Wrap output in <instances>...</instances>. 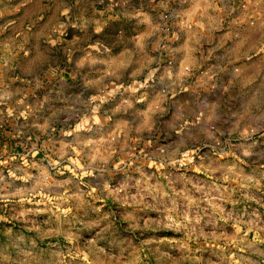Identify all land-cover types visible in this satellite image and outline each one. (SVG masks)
I'll return each instance as SVG.
<instances>
[{
  "label": "rangeland",
  "instance_id": "1",
  "mask_svg": "<svg viewBox=\"0 0 264 264\" xmlns=\"http://www.w3.org/2000/svg\"><path fill=\"white\" fill-rule=\"evenodd\" d=\"M200 1H166L150 29L153 56L143 64L112 53L117 25L108 24L105 7L64 15L60 3L50 8L36 0L31 9L27 0H0V264H163L153 240L163 225L189 243L167 249L177 264L219 257L196 247L187 234L193 225L221 226L228 239L243 240V248L222 249L224 264H264V0H210L206 7ZM17 14L18 40L11 26ZM241 15L244 39L236 41ZM202 17L213 26L206 34ZM188 21L207 39L182 38L179 28ZM226 26L234 33L228 44ZM165 67H189L176 78L178 95L192 79L208 84L186 106L178 102V111L172 104L175 113L168 107L128 124L127 93L162 79ZM126 68L137 71L127 75ZM64 95H82L85 114L116 108L110 122L85 118L72 139L78 154L59 142L71 138L63 133L75 118L48 110L46 120L41 114L32 121L42 125L37 133L27 117L12 114L49 108L44 97L55 107ZM125 129H145L148 139L111 151L110 136ZM170 139L179 145L168 146ZM192 143L196 151L184 149ZM61 146L68 161L50 165L63 161ZM34 159L50 168L30 167Z\"/></svg>",
  "mask_w": 264,
  "mask_h": 264
},
{
  "label": "crops",
  "instance_id": "2",
  "mask_svg": "<svg viewBox=\"0 0 264 264\" xmlns=\"http://www.w3.org/2000/svg\"><path fill=\"white\" fill-rule=\"evenodd\" d=\"M36 0H27L29 2V8L31 9L34 8ZM44 6L49 4V7H53L57 3H60V9H62L61 14L67 15L69 13V9L72 8H77V9H86L90 13H100L101 11L99 10L100 8H107V13H108V24L111 26V22L117 26H115V29L112 33L116 36V41L118 42V47L115 48V52H112L115 55L123 56L130 54L132 58H137V62H141L144 64V62L148 59V56H153L150 52V46L148 45V41L152 38V35L150 34V29L154 25V22L159 19V11L160 9L163 8V6L166 7L167 0H39ZM172 1V0H169ZM62 2V3H61ZM201 3H198L197 6H208L210 3V0H203L200 1ZM20 4L19 2H17ZM19 8V6L17 7ZM196 8V6L194 7ZM122 9H126L123 11ZM129 9V10H127ZM198 9V8H197ZM19 13V10H18ZM102 13H104L102 11ZM111 13V14H110ZM201 19V18H200ZM92 22L97 23L98 17L91 18ZM244 18L239 16L235 20V25H237L239 28H236L235 31V40H243L244 39ZM186 22V21H185ZM128 24L131 27V30L129 31L127 28H124V26L120 25H126ZM204 23L205 28L202 26V30H205V34L210 32L213 29V26L206 25L207 23L204 22V19L202 17L200 24L202 25ZM187 24V23H185ZM183 24L182 28H179V33L182 38H187L190 36L194 37H199L200 39H207L206 35L201 36L202 30L200 28H192L190 27V22L188 21L187 27L186 25ZM144 25L147 28H144ZM11 26L14 28V34L16 35V39L18 40L19 37V30L21 26V17L17 14L16 18L12 20ZM189 26V27H188ZM110 28V27H109ZM226 29L224 30V37L227 39L225 43L228 44L231 38L233 37L234 33L232 32V29L230 26H226ZM91 31L95 32V29L89 28L86 30V32ZM97 31V27H96ZM188 32V34L186 33ZM197 32V35H196ZM200 32V33H198ZM92 48L96 47L93 42H91ZM232 43V42H231ZM226 44V45H227ZM225 45V46H226ZM228 46V45H227ZM229 48L231 46H228ZM114 49V48H111ZM109 50V48H108ZM130 64L133 65V60H131ZM130 66V65H129ZM134 67V66H133ZM7 68H12V67H7ZM189 67H165L163 70H161V73L159 76L162 77L160 78L159 81H156L152 84H149L148 82L142 83V85H139L136 89L133 91L131 90L128 95V106L125 107L123 112L125 113V117H127V122L128 124H132L133 120L137 119V116L142 117V116H147L149 117V114L151 116L155 117L159 113L162 114L165 110L168 109V112H173L170 108H172V104H175V108L178 111L180 108H182L180 104H183V107L186 106L187 103H190L195 100L198 88H202L203 86H206L208 84V81L204 80H195L192 79L191 85L189 86H184L182 90L183 93L181 95H178L176 93V90L178 89V78H183L180 74L185 70H187ZM195 69V67H193ZM136 68L129 69L126 68V74H134L136 73ZM158 77V76H157ZM175 77V78H174ZM168 78H170L168 80ZM185 80V79H184ZM182 83L186 84V81H182ZM176 89V90H175ZM178 92V90H177ZM179 93V92H178ZM43 104H49L51 105L49 108H41L40 110L35 107V106H28L27 111L24 112H14L13 115L15 114V117H18L19 120H23L22 116L27 117L29 120V123H31V127L34 126H42L41 124H37L35 122H32L33 119H35L39 115L44 114L45 120L47 119V111L49 110L51 113L54 110L56 114H63L64 116H70L71 118H75L76 123L75 125L70 126V129L63 134H70L71 138H64L60 139L59 142L62 146L68 147L72 146L73 149H75L76 153L80 152L79 147H76L73 145V138L75 136H79L82 130H84V120L86 119H93L95 118H103L107 119L109 122L110 120L114 119L115 116V109L116 108H109L107 110H100V107H95V109L89 111L87 114L84 113V108H83V102H82V95H79V97H71V95L67 96L64 95L61 97V101L59 102L60 105H56L55 107L53 106L52 100L49 97H44L41 98ZM22 102H25V100L21 99ZM35 101L36 98H33ZM19 101H14L13 103H19ZM30 103V101H29ZM32 103V102H31ZM54 107V108H53ZM98 110V111H97ZM178 113V112H177ZM207 111H204L205 115V120L207 119ZM3 112L0 110V116H4ZM111 124V123H110ZM112 126L110 125L107 129H110ZM41 128V127H40ZM37 133H41L42 130H37V127L35 129ZM35 132V133H36ZM145 129H131L129 132L127 129H125L123 132L120 134L116 133V130L114 133L110 136V142H112L111 151H117V145L120 143L123 144L124 141H127L130 143V139L132 142H135L137 139H140L141 141H145L148 139L147 134L145 133ZM166 135H171L166 132ZM122 136V138L120 137ZM38 138L35 139L37 141ZM103 140H108L106 137L103 138ZM173 139L168 140L169 143H171ZM173 145H179L176 143H171V145L168 146H173ZM61 146L60 148V159L63 161H55V160H49L48 162L51 164H59V166H62L64 161H68L65 158L62 159L63 157H66V148L64 149ZM196 143H192L191 145H187L186 148L188 151H196L197 147ZM167 147V146H166ZM261 146L258 145V149ZM242 148V147H241ZM126 149V148H125ZM257 149V150H258ZM72 151V150H71ZM127 151V150H126ZM257 152V151H256ZM72 159L70 160V162ZM30 167L35 168V169H43L45 172V169L47 167L50 168L49 165L46 164V161H38L36 159L32 160ZM264 167V164H263ZM264 180V179H263ZM206 196V194H204ZM207 197H204L206 200ZM173 229V227H169L168 225H163L159 228L158 232L160 234L156 235V238L153 240H156L158 246L163 249L162 252V261L163 264H177V261L175 260V256L172 255L171 252H169L167 249H171L174 247H180V244L188 246L189 243H186L184 239H179L177 236H171L168 234L170 231ZM197 227L193 225L192 229H187V234L188 237H190L195 241H197V246L196 247H203V248H209L213 249L212 252L214 254H219V257H210L208 260V264H224L225 262V256H222V249L232 247V248H243L244 243L242 239H228L226 229L221 226H212V227H207L203 226L202 229L199 227L196 231ZM192 233V234H191ZM194 234V235H193ZM147 234L146 238L143 240L144 242H147ZM142 241V239H140ZM194 241V242H195ZM253 245L259 246L260 243H254ZM215 249H220V250H215ZM237 257V256H236ZM237 260V259H236Z\"/></svg>",
  "mask_w": 264,
  "mask_h": 264
}]
</instances>
